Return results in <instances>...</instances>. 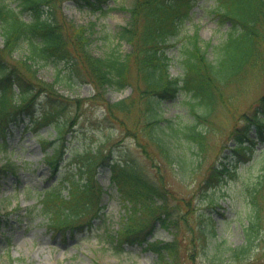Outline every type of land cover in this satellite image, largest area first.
<instances>
[{
    "label": "trees",
    "instance_id": "1",
    "mask_svg": "<svg viewBox=\"0 0 264 264\" xmlns=\"http://www.w3.org/2000/svg\"><path fill=\"white\" fill-rule=\"evenodd\" d=\"M73 1L79 10L98 17L112 10L109 3L113 0ZM216 2L213 11L218 23L229 25L223 33L224 38L212 46L213 58H209V42L205 47L201 46L196 32L186 37L182 35L196 0H133L130 7H121L127 11L129 18L117 28L114 43L104 56L92 54L93 24L81 27L68 22V26L63 27V23L58 21L56 9L60 0H0V139L8 134L9 124L19 121L22 116L30 117L31 132L44 149L48 164L54 171L57 170L61 159L59 146L48 155L45 148L51 143L42 140L39 129L52 124L60 137L71 125L72 122L55 123L54 120L58 115V106L65 100L58 93L56 83H65L59 78L45 82L37 75L38 66L63 63L69 66L66 74L68 83L89 81L97 90L104 92L125 89L127 72L132 63L136 84L143 88L140 95L143 103L138 115L141 117L139 127L146 138L144 142L136 134V145L151 160L152 156L146 148L149 143L163 157L166 165L178 168L181 174L186 173L190 169L188 167L192 168L197 162L198 152L202 151L212 115L225 103L224 89L247 69L264 68V51L261 48L264 34L259 25L264 17V0ZM170 41L180 42L177 62L181 75L177 77L170 75L171 59L164 52L172 45ZM122 42L130 46L126 54L119 52ZM15 52L19 54L17 58L12 56ZM72 53L77 57H73ZM76 61L82 66L79 70L75 68ZM85 74L88 79H85ZM181 96L187 98L184 103L190 117L186 120L181 115L163 117L164 102L177 103ZM43 104L49 105L51 112L39 113ZM108 108L109 111L129 112L125 100H119ZM242 119L243 124L236 128L237 132H233V147L230 153L224 155L232 160H221L210 169L216 182L230 177L238 165L253 160L257 145L264 146V95L253 113ZM133 128H138L137 123ZM97 153L78 164L74 173L61 178L60 189H54V183L50 189L40 193L42 208L39 214L46 219L47 226L57 230H75L82 227L79 217L95 215V205L102 192L95 182V170L97 166L107 165L110 181L120 199L126 203V215L119 229L107 231L108 240L115 247L124 243L145 242L159 264H181L183 258L176 238L167 243L148 240L154 237L156 223L166 230L174 224L171 221L173 209L164 203V187L149 178L132 158L108 162L107 156L98 158ZM11 170L14 168L9 164L0 166V185L2 178ZM258 171L252 189L247 188L253 205L245 215L248 221L244 230L245 245L238 251L248 254L246 259L253 243L260 239L259 210L255 205L261 189H264V158ZM62 189L67 191L66 196L62 195ZM151 213L152 220L147 222L144 214ZM203 219L205 229L201 232L208 238V230L214 233L212 218L204 214ZM3 221L0 213V225Z\"/></svg>",
    "mask_w": 264,
    "mask_h": 264
},
{
    "label": "rangeland",
    "instance_id": "2",
    "mask_svg": "<svg viewBox=\"0 0 264 264\" xmlns=\"http://www.w3.org/2000/svg\"><path fill=\"white\" fill-rule=\"evenodd\" d=\"M132 2L113 0L109 3L112 10L98 17L86 10H79L73 0H60L56 16L63 27L68 26V22L81 27L93 24L92 54L104 56L114 43L117 28L129 18L127 11L121 7L128 8ZM214 4L215 0H196L182 31L183 37L198 33V42L203 47L209 42V58H213L212 46L224 38L223 33L229 25L219 24L210 12ZM25 19H28L27 16ZM259 25L264 34V17ZM261 48L264 51V45ZM179 50L180 42H173L164 49L171 59L169 73L172 77L181 75L177 62ZM129 51L130 46L122 42L119 52L126 54ZM18 55V52L12 54L14 58ZM71 55L77 57L73 53ZM76 62L75 68L79 70L82 66ZM130 64L125 89L104 92L97 90L89 81L68 83L66 74L69 66L63 63L51 62L38 66L37 75L45 82H53L57 78L64 81L65 84L60 81L56 83L58 93L65 100L58 106V115L54 120L55 123H72L60 137L52 124L40 130L42 140L51 143L47 147L49 155L59 146L61 160L56 172L47 164L37 140L27 130L29 125L26 127V123H19L10 126L13 133L6 138V148L0 150V165L10 162L17 171L16 175L4 178L0 189V212L6 217V224L0 227V264H159L156 255L143 245L115 247L108 240L107 231L119 229L126 215V203L120 199L116 187L111 183L107 165L97 166L95 170V182L102 192L95 205L96 213L90 217L91 227L81 231L57 232L47 229L41 216L30 214L40 208L39 192L51 187L61 175L63 178L74 173L78 164L98 151V158L107 156L108 162L132 158L149 178L164 187V203L173 209L171 221L174 224L166 230L156 223L153 235L155 240L164 243L177 239L183 258L181 264H264V189H261L255 205L259 210L260 239L253 243L248 259V254L238 252L245 245L244 230L248 224L245 215L253 205L247 188L252 189L259 174L264 146H256L254 159L235 167L236 172L230 177L216 182L210 171L221 160H232L224 155L230 153L233 147V132H237L236 128L243 124L242 118L253 113L264 95V68L247 69L224 89L225 103L217 108L207 125L202 151L196 155L197 162L181 174L178 168L166 165L163 157L149 143L146 148L152 156L151 160L136 145V134L146 142L139 127L141 117L138 115L143 103L140 99L143 88L136 84L135 67ZM84 76L88 79L86 74ZM186 99L181 96L179 103L164 102L163 117L181 115L183 120L190 117L184 103ZM119 100H125L129 105L128 113L109 111L108 107ZM45 111L51 112L47 104L40 109L42 114ZM136 123L138 128L135 129L133 126ZM66 193L62 190L64 196ZM155 207L158 208L157 205ZM204 214L212 218L214 233L208 230V238L201 232L205 229ZM144 216L147 222L152 220V213ZM104 220L106 223H103ZM236 253L238 255H234Z\"/></svg>",
    "mask_w": 264,
    "mask_h": 264
}]
</instances>
